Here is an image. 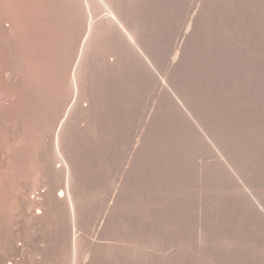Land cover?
<instances>
[{"label": "bare ground", "instance_id": "obj_1", "mask_svg": "<svg viewBox=\"0 0 264 264\" xmlns=\"http://www.w3.org/2000/svg\"><path fill=\"white\" fill-rule=\"evenodd\" d=\"M0 264H264V0H0Z\"/></svg>", "mask_w": 264, "mask_h": 264}]
</instances>
